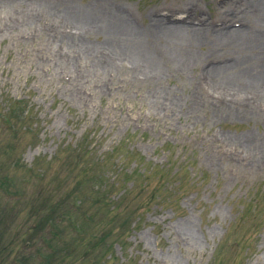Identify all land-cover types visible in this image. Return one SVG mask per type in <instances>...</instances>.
Returning a JSON list of instances; mask_svg holds the SVG:
<instances>
[{
    "label": "rangeland",
    "instance_id": "rangeland-1",
    "mask_svg": "<svg viewBox=\"0 0 264 264\" xmlns=\"http://www.w3.org/2000/svg\"><path fill=\"white\" fill-rule=\"evenodd\" d=\"M118 1L140 24L186 2L208 21L224 11ZM14 34L0 32V264H264V97L239 114L208 103L168 114L138 92L81 101L41 66L44 34ZM164 71L160 85L182 98L199 72Z\"/></svg>",
    "mask_w": 264,
    "mask_h": 264
},
{
    "label": "bare ground",
    "instance_id": "bare-ground-1",
    "mask_svg": "<svg viewBox=\"0 0 264 264\" xmlns=\"http://www.w3.org/2000/svg\"><path fill=\"white\" fill-rule=\"evenodd\" d=\"M222 4L217 22L186 2V9H148L140 24L118 0H0V32H42L50 58L40 57L41 66L54 64L69 76L81 101L138 92L140 104L168 114L207 103L239 114L264 97V0ZM164 69L199 70L185 98L160 85ZM143 80L147 90L138 91Z\"/></svg>",
    "mask_w": 264,
    "mask_h": 264
},
{
    "label": "trees",
    "instance_id": "trees-1",
    "mask_svg": "<svg viewBox=\"0 0 264 264\" xmlns=\"http://www.w3.org/2000/svg\"><path fill=\"white\" fill-rule=\"evenodd\" d=\"M6 120L10 121V123H12V119H6ZM5 181L7 182V180H5ZM59 208L60 207L57 204H55L54 198H52L47 204L44 203L43 209L41 211V218H40L41 222L38 224L39 225L43 224L44 227H46V225H50L53 222V220L51 219V216L53 217V214L57 213ZM63 215L65 216L66 214H63ZM63 215H61V216H63ZM49 263H50V261H48V262L45 261L44 264H49Z\"/></svg>",
    "mask_w": 264,
    "mask_h": 264
}]
</instances>
